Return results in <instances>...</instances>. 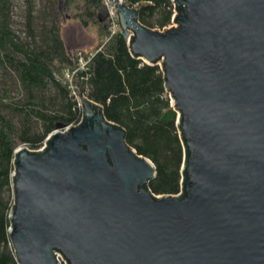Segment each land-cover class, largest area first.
I'll return each instance as SVG.
<instances>
[{
  "label": "water",
  "instance_id": "obj_1",
  "mask_svg": "<svg viewBox=\"0 0 264 264\" xmlns=\"http://www.w3.org/2000/svg\"><path fill=\"white\" fill-rule=\"evenodd\" d=\"M114 2L130 51L163 69L182 191L152 193L154 162L78 89V124L15 151L19 264H264V0H172L163 29Z\"/></svg>",
  "mask_w": 264,
  "mask_h": 264
},
{
  "label": "trees",
  "instance_id": "obj_2",
  "mask_svg": "<svg viewBox=\"0 0 264 264\" xmlns=\"http://www.w3.org/2000/svg\"><path fill=\"white\" fill-rule=\"evenodd\" d=\"M125 1L139 9L140 22L150 28L167 27L175 13L172 0ZM70 20L96 24L101 36L93 54L86 55L87 67L78 72L77 89L125 128L138 154L154 162L152 193L182 191L185 148L163 69L135 57L121 32L106 41L110 23L104 0H0V264H19L9 233L16 149H39L57 123L82 119L77 89L66 76L79 66L78 52L70 51L64 37Z\"/></svg>",
  "mask_w": 264,
  "mask_h": 264
},
{
  "label": "rangeland",
  "instance_id": "obj_3",
  "mask_svg": "<svg viewBox=\"0 0 264 264\" xmlns=\"http://www.w3.org/2000/svg\"><path fill=\"white\" fill-rule=\"evenodd\" d=\"M172 25H175V22L171 21L168 27ZM64 37L70 48V51L72 52L74 48V50L78 52L79 61L81 58L85 59L87 54L92 53V51L101 42V36L96 24L93 23L86 27L83 26L79 21L75 20L66 22ZM74 89H77L76 85Z\"/></svg>",
  "mask_w": 264,
  "mask_h": 264
},
{
  "label": "built area",
  "instance_id": "obj_4",
  "mask_svg": "<svg viewBox=\"0 0 264 264\" xmlns=\"http://www.w3.org/2000/svg\"><path fill=\"white\" fill-rule=\"evenodd\" d=\"M104 6H105L107 17H108L109 23H110V25H109L110 34H109V36L106 37V41H107V40H109L111 38V36L115 35L118 32H121V28H120V25H119L117 8H116L114 0H104ZM92 54L93 53H91L90 56ZM89 59H90V57L87 58V59L86 58L85 59L81 58L80 61H79V66L76 69H74L72 71L71 70H67L66 71V76L69 79V82H70V84H71V86L73 88L75 87V79L77 77L78 72L80 70H83V69H85L87 67V63L89 62ZM75 93H76V91H75ZM61 131L64 132L66 130L64 129V130H61ZM45 145H46V141L44 142V144H43V146L41 148L36 149V150L44 149ZM63 264H66V263L63 262Z\"/></svg>",
  "mask_w": 264,
  "mask_h": 264
}]
</instances>
